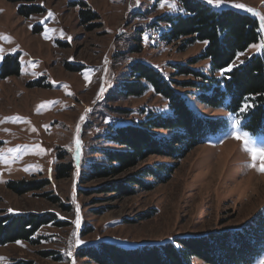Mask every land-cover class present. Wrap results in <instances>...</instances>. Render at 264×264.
Masks as SVG:
<instances>
[{
	"label": "rangeland",
	"instance_id": "374dc122",
	"mask_svg": "<svg viewBox=\"0 0 264 264\" xmlns=\"http://www.w3.org/2000/svg\"><path fill=\"white\" fill-rule=\"evenodd\" d=\"M171 3L177 8H170ZM237 3L245 7L237 9ZM211 6L218 11L234 9L259 22L260 39L239 52L243 55L236 56V65L253 54H264V47H254L264 44V0H223ZM179 13H184L180 0L138 4L137 0H0V155L10 161L0 159V216L50 212L65 222L42 225L30 240L0 245V264H97L80 257L78 247L98 240L132 249L167 242L178 245L179 237L241 227L264 209V171L258 170L264 156L258 153L256 167L250 166L251 152L231 135L248 132L260 148L264 133L244 127L243 117L230 112L227 101L216 107L204 102L200 94H211L210 90L185 84L208 79L182 73L177 64H187L207 77L215 73L210 58L201 57L205 41L188 44L166 38L168 17ZM135 60L157 67L191 108L223 118L224 126L179 160L151 154L119 174L90 178L91 162L106 161L99 148L111 146L105 138L111 124L120 119L137 122L152 109L169 112L167 98L151 85L141 96L117 93L127 78L128 64ZM68 64L81 68L70 69ZM102 85L106 90L98 99ZM235 119L241 125H235ZM67 162L72 169L59 177V165ZM159 163L176 164L172 171L162 172L166 181L148 177L153 187L138 186L125 196L109 188L140 168ZM41 178L49 183L23 194L7 185L10 180ZM77 205L79 228L74 223ZM74 232L84 244H75ZM69 250L72 256L67 255ZM262 261L264 253L250 264ZM195 262L206 264L199 258Z\"/></svg>",
	"mask_w": 264,
	"mask_h": 264
},
{
	"label": "trees",
	"instance_id": "16d2710c",
	"mask_svg": "<svg viewBox=\"0 0 264 264\" xmlns=\"http://www.w3.org/2000/svg\"><path fill=\"white\" fill-rule=\"evenodd\" d=\"M180 4L184 13L168 17L171 25L165 33L166 38L170 42L182 39L188 44L197 40L207 41L201 57L210 58L215 73L212 77H207L187 64H177L182 73L202 75L208 79L200 83L190 80L185 84L200 85L204 91L210 90L211 94L201 93V99L215 107L227 101V109L234 114H238L240 107L246 102L250 103L251 106L241 115L244 127L253 132L264 133V54L248 56L224 76L216 75V72L231 64L239 52L245 51L250 44L260 39L258 20L230 8L214 10L201 0H180ZM134 49L138 50L139 46ZM126 52L128 50L120 54H127ZM195 60L197 59L191 61ZM128 66L129 71L124 74L127 78L120 82L117 93L141 96L151 85L156 93L167 98L169 112L154 113L152 109L137 122L120 119L111 124L105 133L111 146L99 148L106 161L91 162L88 172L90 178L119 174L138 165L151 154L179 160L224 126L223 118L202 115L191 108L186 98L173 87V81L166 78L157 67L140 60L131 61ZM69 67L75 70L81 68L77 65ZM245 97L250 100L245 101ZM119 109L122 111V108ZM175 165L159 163L156 166L142 167L138 173L112 183L109 188L117 190L119 196L132 195L138 186L147 189L153 187V182L148 181V177L166 181L168 176L162 175V172L165 169L172 171ZM72 167L69 162L61 163L58 176H66ZM48 183V179L41 178L10 180L7 185L16 193L23 194L40 189ZM52 198L58 201L57 197ZM48 223L60 226L65 222L59 220L56 213L50 212L9 213L0 216V245L21 239L30 240L42 225ZM177 239L178 245L167 242L144 245L138 249L98 240L94 244L79 246L77 253L97 264H196V258L206 264H250L264 253V209L241 227ZM49 253L45 252V255Z\"/></svg>",
	"mask_w": 264,
	"mask_h": 264
},
{
	"label": "snow or ice",
	"instance_id": "6c2138e0",
	"mask_svg": "<svg viewBox=\"0 0 264 264\" xmlns=\"http://www.w3.org/2000/svg\"><path fill=\"white\" fill-rule=\"evenodd\" d=\"M164 2H167V0H164ZM206 2H207L208 5H217V6H219V5H221L223 3V0H206ZM138 3H139V0H137V4ZM163 6H164V3H161V7H163ZM169 7L175 9V8H177V4L171 3V4H169ZM234 7L237 8V9H242L245 6L243 4L237 3V4L234 5ZM249 11H252V10L249 9ZM48 15L49 16L52 15L51 11H49ZM261 19H264V17H261ZM30 27H31V25H30ZM44 35H45V38H47V32H45ZM68 39L70 40L71 38L68 37ZM144 40L147 41L148 40V37L145 36L144 37ZM204 43L207 44L208 42L205 41ZM254 47H264V44L259 45V46L254 45ZM0 51H2V50H0ZM239 55H243V53H238L237 54V58H238ZM2 59H3V57L0 56V61H2ZM240 63H243V61H240ZM236 66L237 65L235 64V62H233L231 64H228V66L226 68H223V69L220 70V75L221 76H224L227 72H230L233 69V67H236ZM89 71H92V70H89ZM84 76H85V79L87 80L89 78L88 72H85L84 73ZM105 90L106 89L102 85L101 88H100L99 93L97 94V98L98 99L99 98H102L103 92ZM249 100H250L249 97H245V101H249ZM250 106H251V104L246 102L243 106L240 107V109L238 111V115H242L243 113H245ZM86 111H90V109H88ZM81 119H84V117L82 116ZM234 123H235V125H241V120L240 119H235ZM231 135L233 136V138H235L237 140H242L243 141L245 148H247L251 152L252 157H253V161L254 162L250 166L256 167L255 160L257 159V154L259 153L262 156H264V146H261L260 148H256L254 146L253 140H252V138H251V136H250V134L248 132H237V131H233L231 133ZM75 143H76V149H77L76 150V158L79 159L81 142L79 141V139H77L75 141ZM8 151L15 152V151H17V149H9ZM0 159H3L5 163H9L10 162L6 157H3L2 155H0ZM258 170L259 171H264V163L261 164V166L259 167ZM9 211H13V210L12 209H9ZM74 223L77 225V228H79V225H80V216H79V206L78 205H77V219H76V221H74ZM73 236L76 237L75 244L77 246L85 243V241L79 239L78 233H75L74 232L73 233ZM168 239H172V238L169 237ZM17 243H21V242L20 241H17ZM67 255L68 256H72L71 250H69L67 252ZM73 264H74V261H73ZM261 264H264V261H262Z\"/></svg>",
	"mask_w": 264,
	"mask_h": 264
}]
</instances>
